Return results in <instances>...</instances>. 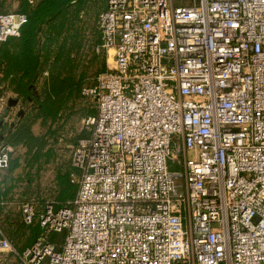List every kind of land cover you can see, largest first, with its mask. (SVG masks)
<instances>
[{
    "label": "built area",
    "instance_id": "1",
    "mask_svg": "<svg viewBox=\"0 0 264 264\" xmlns=\"http://www.w3.org/2000/svg\"><path fill=\"white\" fill-rule=\"evenodd\" d=\"M26 22L0 12V43ZM97 24L111 61L81 89L97 111L70 152L75 197L22 203L40 233L17 252L0 229V253L21 264H264V0H107ZM11 151L0 146V168Z\"/></svg>",
    "mask_w": 264,
    "mask_h": 264
},
{
    "label": "rangeland",
    "instance_id": "2",
    "mask_svg": "<svg viewBox=\"0 0 264 264\" xmlns=\"http://www.w3.org/2000/svg\"><path fill=\"white\" fill-rule=\"evenodd\" d=\"M31 1L0 0V12L18 11L24 4L32 7L40 0ZM105 1H85L75 20L80 34L74 38V49L70 39L66 43L71 49L70 52L66 50L72 61L70 58L57 60L53 47L51 60L28 84L26 94L15 92L14 85L0 73L1 110L11 112L6 122L12 119L11 122L18 123L14 131L18 138L11 151L15 165L0 173V202L8 206L6 213L1 210L0 224L4 229L16 230L17 238L24 232L19 230L24 229L21 204L31 201L40 206L46 201L57 202L61 190L58 177L68 173L71 178L75 173L70 165L72 146L87 135L84 120L97 111L96 100L82 95L81 89L94 85L96 77L107 69V59L111 61L106 50L98 46L97 16ZM56 79L60 82L55 91L52 85ZM3 116L0 114V118ZM14 159L23 166L17 167ZM64 235L65 232L53 233L52 240L62 242ZM13 247L17 252L21 249ZM0 264H21V261L13 252H7L0 253Z\"/></svg>",
    "mask_w": 264,
    "mask_h": 264
},
{
    "label": "trees",
    "instance_id": "3",
    "mask_svg": "<svg viewBox=\"0 0 264 264\" xmlns=\"http://www.w3.org/2000/svg\"><path fill=\"white\" fill-rule=\"evenodd\" d=\"M85 1L40 0L32 7H28L26 4L20 7L18 12L27 15V22L20 28L18 36L9 37L0 43V73L5 80H9V84L14 85L15 92L21 95L26 94L28 84L42 73L44 65L51 60L53 47L56 49L54 54H56L57 60L72 57L67 51L69 49L70 52L71 49L67 47L66 43L70 39L71 48L75 47L74 38L79 33L75 20ZM106 3L107 0L102 10ZM61 35H64V38L60 42ZM98 43L100 46V33ZM59 82L58 79L53 82L52 87L55 91L58 89L55 87ZM95 114L96 112L93 115ZM69 177L68 173L58 177L61 190L57 196V202L54 201L56 208L65 206L75 197L77 186L72 184ZM25 226L28 227L32 235L30 243L26 246L28 247L39 235L40 228L37 225ZM52 234L49 235V240L55 242L56 240H52ZM23 249L21 248L19 252Z\"/></svg>",
    "mask_w": 264,
    "mask_h": 264
},
{
    "label": "crops",
    "instance_id": "4",
    "mask_svg": "<svg viewBox=\"0 0 264 264\" xmlns=\"http://www.w3.org/2000/svg\"><path fill=\"white\" fill-rule=\"evenodd\" d=\"M2 109V103H0V114L1 115H4L2 118H0V146L2 144H7V145H10L12 148H14V146H16V140H17V133L14 134V131L16 130V127L18 125V123H14V122H11L12 119H10L8 122L7 119L8 117L10 116L11 112H5ZM17 135V136H16ZM76 143V142H75ZM74 143V144H75ZM12 153L9 155V165L7 168H0V173L4 172L5 170H7L8 168H13L15 163L13 162L12 160ZM14 161H16V166H23V164H18V160L14 159ZM16 169V168H15ZM23 170V169H22ZM22 170H19L20 172ZM76 172V171H75ZM3 202L1 201L0 202V218L2 217L1 216V210H3V213H6L7 212V208L8 206H4L2 205ZM21 222H22V218H21ZM1 226V224H0ZM4 226L2 225L1 226V231H2V234L5 235L8 240L11 242L12 245L15 246V248H25L31 241V238H32V235L29 233V229L26 228V226L24 225V229H19V230H24L23 232V236L21 237H16V230H12V229H4L3 228ZM16 229V228H15ZM20 233V231H19Z\"/></svg>",
    "mask_w": 264,
    "mask_h": 264
}]
</instances>
